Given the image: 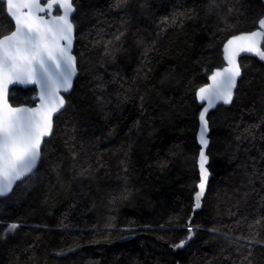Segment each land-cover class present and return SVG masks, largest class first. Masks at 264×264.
<instances>
[{
	"label": "trees",
	"instance_id": "obj_1",
	"mask_svg": "<svg viewBox=\"0 0 264 264\" xmlns=\"http://www.w3.org/2000/svg\"><path fill=\"white\" fill-rule=\"evenodd\" d=\"M73 4L79 75L37 171L0 212V264H264V62L257 58L241 59L232 105L208 116L211 179L193 215L196 92L224 66V43L258 28L264 2ZM12 30L0 3V37ZM36 94L14 87L10 102L34 106ZM189 228L194 237L175 250Z\"/></svg>",
	"mask_w": 264,
	"mask_h": 264
},
{
	"label": "snow or ice",
	"instance_id": "obj_2",
	"mask_svg": "<svg viewBox=\"0 0 264 264\" xmlns=\"http://www.w3.org/2000/svg\"><path fill=\"white\" fill-rule=\"evenodd\" d=\"M4 0H0L3 3ZM54 6L62 14L52 15ZM73 0H6V12L13 22V30L0 37V197L13 191L18 181L29 177L41 158V146L52 134L53 115L64 108L67 93L77 74L76 57L72 55L74 25ZM260 31L232 36L224 45L227 66L208 77L211 83L200 87L197 96L202 105L199 114V184L194 193V208L202 206L208 184L206 167L209 146L207 119L210 109L218 102L231 104L241 67L237 58L251 53L264 61L260 42L264 39V19L259 20ZM9 85H37L39 105L13 107L9 103ZM18 227L12 224L9 232ZM188 240L192 229H188ZM187 240L175 245L182 248Z\"/></svg>",
	"mask_w": 264,
	"mask_h": 264
},
{
	"label": "water",
	"instance_id": "obj_3",
	"mask_svg": "<svg viewBox=\"0 0 264 264\" xmlns=\"http://www.w3.org/2000/svg\"><path fill=\"white\" fill-rule=\"evenodd\" d=\"M262 1L264 2V0H262ZM4 3H5V5H6V0H4ZM73 6H74V4H73ZM74 9H75V10H74V12L72 13V15H71V17H70L71 20H72V23H73V16H74L75 13H76V8H75V6H74ZM57 10H59V12H57ZM59 14H62V10H60V9L58 8V6H54V7H53V10H52V15H59ZM262 19H264V18H262ZM73 25H74V23H73ZM253 31H260L259 24H258V28L254 29V30H252V31H249V32H242V33H240V34H238V35H241V34H248V33H251V32H253ZM73 36H74V38H73V44H72V55L76 57V55H75V43H76V29H75V25H74V33H73ZM230 38H231V37H230ZM230 38H229V39H230ZM226 42H227V41H226ZM226 42L224 43V45L226 44ZM263 44H264V39H262L261 42H260V46H261L262 50H264V48H263ZM224 45H223V48H224ZM223 48H222V54H223V60H224V52H223ZM244 57H254V58L259 59L258 57H256L254 54H251V53H242V54L237 58L238 63L240 64V67H241V76L238 78V80H237V87L234 89L233 101H234V98H235L236 90H237V88H238V86H239V82H240V80L242 79V76H243V69H242V66H241V59L244 58ZM259 60H260V59H259ZM76 61H77V57H76ZM260 61H262V60H260ZM262 62H264V61H262ZM226 66H227V64H226V61L224 60V66H223V67H226ZM223 67H221V68H217V69H222ZM217 69H215V70H217ZM215 70H214V71H215ZM211 74H212V73H211ZM211 74H210V75H211ZM78 75H79V68H78V62H77V74H76V76L73 77V81H72V87H71V89H70L67 93H65V92H63V91L61 92V95H63V96H64V99H65V105H64V108L61 109L59 112H57V113H55V114L53 115V128H52V134H51L50 136L46 137L45 140H44V142L42 143V146H41V158H40V160L38 161L36 168L33 170V173H31V174L29 175V177L32 176V175L37 171V169H38V167H39V165H40V163H41V160H42V150H43V147H44L45 141L48 140V139H50V138L52 137V135H53V133H54V128H55V119H56V117H57L58 115H60V114L64 111V109L66 108V106H67V97H68V96L71 94V92L73 91V89H74V85H75V81H76ZM210 75H209V76H210ZM208 83H211V81H210L209 79H208L207 84H208ZM207 84H205V85H207ZM205 85H203V86H205ZM203 86H202V87H203ZM14 87H20V88H24V89H27V88H36V91H37V94H36V100H37V103H36V105H34V106H30V105L14 106V105L10 102V91H11L12 88H14ZM198 90H199V89H198ZM198 90H197V92H196V98H197V102H198V104H199V105L201 106V108H202V105H203V106H206V102H202V101L199 100V98H198V96H197ZM38 97H39V87H38L37 85H9L8 99H9V103H10L13 107H36V106L39 105V98H38ZM232 103H233V102H232ZM232 103H231V104H227V105H225V104H223L222 102H218L215 108L210 109V111H209V113H208V116H209V114H210L212 111L216 110L218 106L223 105V106H226V107H230V106L232 105ZM201 111H202V109H201ZM208 116H207V119H208ZM208 122H209V120H208ZM199 132H200V121H199V126H198V131H197V134H196V138H197V142H198V144H199L200 150H201V147H202V146H201L200 143H199ZM209 135H210V124H209V131H208V133H207V138H208V140H209V146H210V137H209ZM209 146H208V149H209ZM208 149L206 150V154H207V155H208ZM209 164H210V157H209V155H208V163H207L206 167L208 168V171H209V177H208V184H207V187H206V193H205V196H206V194H207L208 187H209V182H210V179H211V172H210V170H209ZM198 168H199V157H198ZM29 177H27V178H29ZM27 178H25L23 181H25ZM23 181H22V182H23ZM20 183H21V181H18L17 184L13 186V191H12L11 193H9L8 196H10V195L14 192L15 188H16L17 185L20 184ZM198 184H199V183H198ZM198 184H197V185H198ZM197 191H198V187H197ZM8 196H6V197H8ZM0 198H5V197H0ZM204 198H205V197H204ZM204 198L202 199V204H203V200H204ZM201 208H202V206H201ZM201 208H199V209H195V208L193 207V215H194V213H196L197 211L201 210ZM191 223H192V219H190V220L188 221V224H189V225H190ZM191 229H192V228H191ZM192 232H193V235H192V238H193V237H194V231H193V229H192ZM133 237H134V235H129V236H126V237L122 238L121 241L130 240V239H132ZM192 238H191L190 240L185 239V240H187V243H185V245L188 244V243L192 240ZM174 249L177 250V249H179V248L175 247ZM60 255H61V254H60Z\"/></svg>",
	"mask_w": 264,
	"mask_h": 264
},
{
	"label": "rangeland",
	"instance_id": "obj_4",
	"mask_svg": "<svg viewBox=\"0 0 264 264\" xmlns=\"http://www.w3.org/2000/svg\"><path fill=\"white\" fill-rule=\"evenodd\" d=\"M23 189L25 190L26 188L23 187ZM15 190L10 196L5 197V198H0V212L3 210V208L9 204H13L16 203L17 201V197H18V193L16 194Z\"/></svg>",
	"mask_w": 264,
	"mask_h": 264
}]
</instances>
